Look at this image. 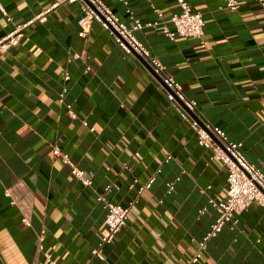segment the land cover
Returning <instances> with one entry per match:
<instances>
[{
	"label": "crops",
	"instance_id": "crops-1",
	"mask_svg": "<svg viewBox=\"0 0 264 264\" xmlns=\"http://www.w3.org/2000/svg\"><path fill=\"white\" fill-rule=\"evenodd\" d=\"M102 1L127 28L134 20L157 22L134 37L196 102L200 117L240 143L264 175L260 7L243 0L232 11L222 0H190L203 16L202 45L164 35L179 11L175 0ZM53 2L0 0L7 15L0 12V37ZM80 7L60 5L0 55V264H48L46 254L55 264H186L217 218L208 200L224 197L226 167L198 145L137 57L125 55L98 23L78 36ZM101 196L128 209L124 227L102 248L103 260L91 255L106 234ZM195 264H264V209L253 203L236 225L226 224Z\"/></svg>",
	"mask_w": 264,
	"mask_h": 264
},
{
	"label": "built area",
	"instance_id": "built-area-1",
	"mask_svg": "<svg viewBox=\"0 0 264 264\" xmlns=\"http://www.w3.org/2000/svg\"><path fill=\"white\" fill-rule=\"evenodd\" d=\"M118 1L124 4L127 3L126 0ZM189 1L175 0L179 11L174 13L169 19V22L173 25V30H169L164 25L162 28L163 33L171 41L175 37H189L198 39L202 45H205V41L202 40L204 35L203 16L200 12L191 9ZM242 1L222 0L224 8L232 11L238 10ZM251 1L257 4L264 12V0ZM69 2H79L81 5V15L77 19L78 36L82 39L86 38L91 30V24L94 22L98 23L125 55H133L142 59L151 69L153 77H157L156 79L164 88L166 100L174 105L180 118L187 122L196 134L198 145L211 152L212 160H217L226 167L227 176L224 197L220 200H208V205L216 211L217 218L210 225L207 233L197 243V251L186 262V264H195L201 258L208 240L216 237L226 224H230L231 227L236 225L237 217L246 212L253 203L264 209V175L245 158L240 143L228 142L225 133L220 128L210 125L200 117L196 102L185 98L180 85L172 77L165 74V67L152 57L149 50L134 37V30L155 27L157 22L142 24L140 21L134 20L133 26L127 28L102 0H54L53 3L44 7L42 11L26 23L15 26L11 31L3 33L0 37V55H4L10 48L18 45L24 29L29 24L35 21L44 23L48 14L55 11L60 5ZM0 12L7 16L1 6ZM6 20L10 21L11 19L7 17ZM78 58L79 56L76 54L71 57V59ZM89 71H91L90 67L86 66L84 73L87 74ZM65 80H68V76H65ZM67 109L70 116L74 117L70 112V105H67ZM83 124L86 126V123ZM90 131H93V129H90ZM52 154L53 156H60L62 161L67 163V155H62L56 147L52 148ZM71 174L83 185L90 184L89 180L84 179L81 170L72 167ZM152 181L153 179L146 185L141 186L138 194L148 189ZM136 183L137 180H134L130 188ZM110 188V185H107L105 193H109ZM172 190V183L167 184V193H171ZM98 201L103 202L106 234L101 238L98 247L91 251V255L103 260L102 248L110 245L114 237L124 227L128 209L119 204L106 202L102 196L98 197ZM204 211L205 209H202L200 214ZM23 223L28 224L26 219H23ZM45 257L48 264H55L49 254H46Z\"/></svg>",
	"mask_w": 264,
	"mask_h": 264
},
{
	"label": "water",
	"instance_id": "water-1",
	"mask_svg": "<svg viewBox=\"0 0 264 264\" xmlns=\"http://www.w3.org/2000/svg\"><path fill=\"white\" fill-rule=\"evenodd\" d=\"M138 59L144 64V66L146 67V69H148V71L153 75L151 69L144 63V61L142 59H140V58H138ZM155 78H157V77H155Z\"/></svg>",
	"mask_w": 264,
	"mask_h": 264
}]
</instances>
